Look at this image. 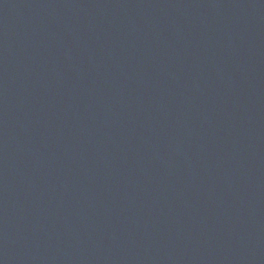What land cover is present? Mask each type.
I'll list each match as a JSON object with an SVG mask.
<instances>
[{
  "label": "water",
  "instance_id": "obj_1",
  "mask_svg": "<svg viewBox=\"0 0 264 264\" xmlns=\"http://www.w3.org/2000/svg\"><path fill=\"white\" fill-rule=\"evenodd\" d=\"M0 264H264V0H0Z\"/></svg>",
  "mask_w": 264,
  "mask_h": 264
}]
</instances>
